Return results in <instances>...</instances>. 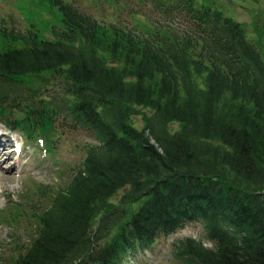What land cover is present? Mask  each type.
Listing matches in <instances>:
<instances>
[{"label": "trees", "instance_id": "obj_1", "mask_svg": "<svg viewBox=\"0 0 264 264\" xmlns=\"http://www.w3.org/2000/svg\"><path fill=\"white\" fill-rule=\"evenodd\" d=\"M46 1L53 39L1 30L21 46L0 50V121L92 142L6 264H125L188 224L204 238L173 240L174 264H264V59L241 23L196 0H108L146 29L117 15L106 42L95 17ZM42 72L56 87L27 94ZM132 106L149 111L141 129Z\"/></svg>", "mask_w": 264, "mask_h": 264}, {"label": "rangeland", "instance_id": "obj_2", "mask_svg": "<svg viewBox=\"0 0 264 264\" xmlns=\"http://www.w3.org/2000/svg\"><path fill=\"white\" fill-rule=\"evenodd\" d=\"M65 1L95 17L99 21V31L104 32L103 38L106 42L112 36L107 26L115 22L118 16L131 20L130 24L146 29L140 14L119 12V9H116L118 3L113 5L108 0ZM196 1L211 5L225 16L241 23L246 36L255 44L264 59V32L261 27L264 16L263 0ZM128 4L133 6L132 8L139 6L135 0H129ZM59 25L60 12L46 0H0V50L21 46L19 42L3 37L1 31L3 27L6 31L11 28L22 32L32 31L36 32L39 38L53 39L52 28ZM23 81L26 93L37 97H40L47 88L52 91L58 82L55 74L51 72L28 74ZM128 112L130 121L141 129L148 109L132 106ZM7 114L6 110L1 116ZM27 129L30 133L29 139L25 132L11 131L0 121V151L8 153L0 156V264L11 261L17 256L18 251L23 249L21 246L28 245L36 227V215L32 214L33 206L44 207L48 204L52 192L63 187L69 180L71 172L78 167L83 156L81 146L92 142V139L81 131L61 130L53 126L49 128L47 125ZM14 145L20 146V150L12 151ZM5 156L9 159L7 157L4 159ZM119 194L114 196L112 201L118 199ZM186 236L204 238L202 227L198 224H188L169 237L161 238L146 249L143 255L136 253L129 257L125 264H174L167 257L170 243ZM204 245L211 246V243L204 242Z\"/></svg>", "mask_w": 264, "mask_h": 264}, {"label": "bare ground", "instance_id": "obj_3", "mask_svg": "<svg viewBox=\"0 0 264 264\" xmlns=\"http://www.w3.org/2000/svg\"><path fill=\"white\" fill-rule=\"evenodd\" d=\"M3 153H6V154H8L6 151H0V156H2V154ZM7 156H5V157H3L4 159L6 158ZM8 158V157H7ZM0 159H1V157H0ZM9 159V158H8ZM11 165V167H12V163L10 164Z\"/></svg>", "mask_w": 264, "mask_h": 264}]
</instances>
